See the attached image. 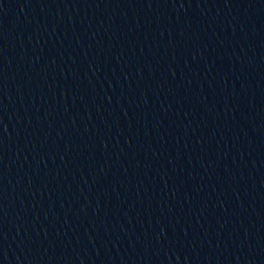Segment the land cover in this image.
I'll use <instances>...</instances> for the list:
<instances>
[{"label":"water","instance_id":"1","mask_svg":"<svg viewBox=\"0 0 264 264\" xmlns=\"http://www.w3.org/2000/svg\"><path fill=\"white\" fill-rule=\"evenodd\" d=\"M0 264H264V0H0Z\"/></svg>","mask_w":264,"mask_h":264}]
</instances>
